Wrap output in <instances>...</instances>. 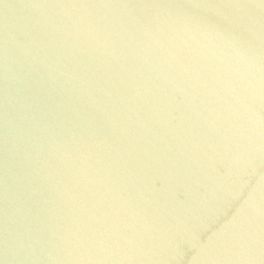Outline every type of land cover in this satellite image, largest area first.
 Masks as SVG:
<instances>
[{
	"label": "water",
	"instance_id": "obj_1",
	"mask_svg": "<svg viewBox=\"0 0 264 264\" xmlns=\"http://www.w3.org/2000/svg\"><path fill=\"white\" fill-rule=\"evenodd\" d=\"M0 264H264V0H0Z\"/></svg>",
	"mask_w": 264,
	"mask_h": 264
}]
</instances>
